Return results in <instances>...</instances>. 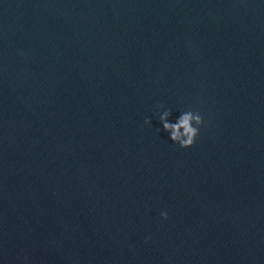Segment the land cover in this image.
<instances>
[{"label":"clouds","instance_id":"1","mask_svg":"<svg viewBox=\"0 0 264 264\" xmlns=\"http://www.w3.org/2000/svg\"><path fill=\"white\" fill-rule=\"evenodd\" d=\"M158 108H164L163 104L157 105ZM171 109H165L159 115V121L161 122L164 131L169 133L170 140L177 144L182 149L192 147L200 135V130L205 126L204 116L200 111L188 108L180 113L176 121L170 122ZM151 123L146 119L145 124ZM163 219L168 218L167 212H161Z\"/></svg>","mask_w":264,"mask_h":264}]
</instances>
